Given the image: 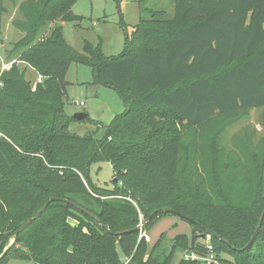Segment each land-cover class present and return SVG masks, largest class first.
<instances>
[{"label":"trees","instance_id":"16d2710c","mask_svg":"<svg viewBox=\"0 0 264 264\" xmlns=\"http://www.w3.org/2000/svg\"><path fill=\"white\" fill-rule=\"evenodd\" d=\"M74 1L25 0L12 21L22 37L0 78V264H205L173 258L183 251L206 258L200 236L207 234L217 264H264V220L252 246L239 251L264 211V144L244 178L225 183L218 175L223 151L202 143L188 148L192 140L184 145L178 129L264 108V0H172L170 19L142 9L122 53L109 58L100 41H84L79 53L62 26L49 30L55 21H80L70 12ZM4 12L0 1V20ZM71 63L90 66L94 82L124 103L101 139L69 133L64 97ZM28 67L43 77L35 91L24 78ZM99 162L112 168V189L90 184L89 169ZM156 210L142 232L172 216L189 224V238L176 236L169 250L162 248L164 234L151 247L139 239L132 231L138 214L144 220ZM4 238L12 244L4 247Z\"/></svg>","mask_w":264,"mask_h":264},{"label":"rangeland","instance_id":"374dc122","mask_svg":"<svg viewBox=\"0 0 264 264\" xmlns=\"http://www.w3.org/2000/svg\"><path fill=\"white\" fill-rule=\"evenodd\" d=\"M0 1L5 8L0 20V60L10 63L14 62V58L12 61L9 60V52L13 44L22 37V34L12 26V21L19 17L18 6L25 0ZM174 8L172 0H75L70 12L80 17V21L61 24L55 21L50 24L49 30L62 26L65 41L76 52H82L84 41L92 45H97L100 41V51L105 57H117L122 53L126 39H130L134 26L139 22L142 9L163 11V16L170 19L173 17ZM16 65H19L20 69L24 67L18 61ZM94 74L88 65L74 63L69 65L65 74L67 86L64 114L72 118L76 113H86L89 120L71 121L69 133L79 137L91 135L101 139L105 134L106 126L125 111V106L114 89L94 82ZM24 78L30 81L32 87L34 85L31 91H35L37 78H41V82L43 80V77L30 67L25 69ZM79 103L83 105L80 106ZM91 120L97 123H91ZM178 129L182 132L184 145L188 140H192L193 145L191 146V142L188 148H199L202 143L201 146L207 151L211 150V146L223 151L224 156L221 160L225 167L218 175L225 183L235 176L242 180L248 169L250 156L256 154L264 144V108L216 117L202 128L182 129L180 125ZM228 159L234 164L228 163ZM250 170L254 175L253 165ZM89 179L90 184L112 189L113 173L110 164L99 162L91 165ZM86 188L88 189L87 185ZM242 188L239 182L237 190ZM142 221L143 218L139 220L138 225ZM190 232L188 223L177 217L166 216L158 219L148 231L142 233H145L149 247L161 234H164L162 248L169 250L176 236L185 235L189 238ZM11 244L10 238L7 240L4 238V247ZM220 254L224 258H231L225 253ZM189 256L188 251L176 252L173 262L177 263L181 258L187 259ZM5 264L25 263L17 259H8ZM26 264L34 263L26 262Z\"/></svg>","mask_w":264,"mask_h":264},{"label":"water","instance_id":"95a60500","mask_svg":"<svg viewBox=\"0 0 264 264\" xmlns=\"http://www.w3.org/2000/svg\"><path fill=\"white\" fill-rule=\"evenodd\" d=\"M86 117H87V114L81 112V113H76V114H74L73 117H72V119H73V120H76V121H82V120H84ZM113 182L115 183V182H116V179H113ZM51 201H53V200H49V201L47 202V204H46V205H45V206H44V207H43V208H42L37 214H35V216H33L32 218H30L29 220H27L23 225H21L20 228H19L17 231L14 232L13 237L17 236L21 231H23L27 226H29L34 220H36L41 214H43L44 211H45V209H46V207H47V205H48ZM163 211H164V212H172L171 210H168V209H164ZM160 212H161V210H156V211L152 212L150 215L147 216V218H145V219L141 222L140 225H138V226H137L136 228H134L132 231H138V232L141 231L143 225H145L146 223H148L153 217H155V216H156L158 213H160ZM181 217H183V216H181ZM184 218H185V217H184ZM185 220H186V221H190L188 218H185ZM263 220H264V211H263L262 214H261V217H260L259 223H258V225H257V227H256V229H255V231H254V233H253V235H252L250 241L248 242V244H247L243 249H241V250H239V251L248 250V249L252 246L254 240L256 239V237H257V235H258V233H259V231H260V228H261V225H262ZM200 238H202V236H200ZM216 239H217V240H220L221 242H223L224 244H226V242L223 241V240H221L220 237L216 236ZM1 257H2V255L0 256V258H1Z\"/></svg>","mask_w":264,"mask_h":264},{"label":"built area","instance_id":"2783aa9c","mask_svg":"<svg viewBox=\"0 0 264 264\" xmlns=\"http://www.w3.org/2000/svg\"><path fill=\"white\" fill-rule=\"evenodd\" d=\"M1 59V58H0ZM0 78L2 73H4L5 71H8L12 65L13 62L7 63L4 62L3 60H0ZM9 64V65H8ZM41 83V78H37V84ZM2 86V83L0 81V87ZM80 106H82V103H79ZM4 137L1 133H0V138ZM139 220H141L143 218V216L139 213L138 214ZM139 239L144 238L147 242L145 233H142L141 231H139ZM200 241L205 245L206 250L208 251V256L206 258H199L193 254H190L189 257H187V259H192V260H200L202 262H204L205 264H217V260H216V255L214 253V249L213 246L211 244V236L209 234L202 236V238H200Z\"/></svg>","mask_w":264,"mask_h":264}]
</instances>
